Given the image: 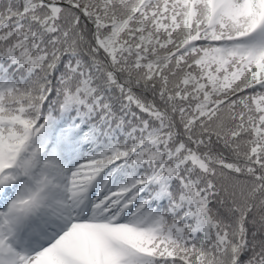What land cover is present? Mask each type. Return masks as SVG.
I'll return each mask as SVG.
<instances>
[{"label": "snow or ice", "instance_id": "snow-or-ice-1", "mask_svg": "<svg viewBox=\"0 0 264 264\" xmlns=\"http://www.w3.org/2000/svg\"><path fill=\"white\" fill-rule=\"evenodd\" d=\"M0 264H264V0H0Z\"/></svg>", "mask_w": 264, "mask_h": 264}]
</instances>
